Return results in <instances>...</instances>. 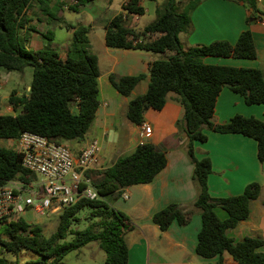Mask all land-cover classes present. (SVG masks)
Listing matches in <instances>:
<instances>
[{"label":"trees","instance_id":"trees-1","mask_svg":"<svg viewBox=\"0 0 264 264\" xmlns=\"http://www.w3.org/2000/svg\"><path fill=\"white\" fill-rule=\"evenodd\" d=\"M34 1L37 0H0V68L6 72H21L25 67L32 69L27 95L12 91L7 102L13 113L0 112V140L14 141L22 133L29 132L57 143L80 141L92 125L99 106L98 60L89 52V28L70 27L73 28L72 42L63 59L52 48L26 50L25 44L22 47L19 43L20 31L27 23L25 13ZM74 1L78 7L91 0ZM236 1L250 10L251 17L264 19L257 0ZM175 3L176 0H167L163 8H157L156 19L141 33L124 26V14H144L140 0H126L121 7L123 12L105 23L104 43L109 49L170 54L150 63L147 74L110 75L109 83L121 96L127 97L141 81L148 79L145 93L131 99L127 106L126 117L136 126L144 123L146 111H161L168 94H173L182 107L183 116L176 122V129L187 137L186 154L193 165L192 182L196 190L193 206L200 211L201 218L195 253L208 261L206 264H223L225 253L236 264H264V253L257 251L264 245L262 239L245 237L235 242L228 237L230 230L248 219L251 202L260 195V185L249 183L237 196L211 197L207 186L210 159H196L193 150L194 142L207 140L202 132L204 129L220 134H240L256 142L257 160L264 163V121L240 115L224 124L213 121L215 103L223 88L240 95L248 106L264 104L262 72L203 62L208 57L255 59L251 32L248 29L241 32L234 45L215 41L183 50L179 34L186 30L190 21L186 13L175 11ZM153 35H156L154 39H145ZM166 163L162 149L158 150L151 143L138 145L131 154L118 158L110 167L86 174L99 198L82 200L64 209L58 216L55 231L48 237L39 225L23 219L2 225L0 252L18 255L27 251L39 257L24 264H57L69 252L97 242L105 254L104 264H127L125 235L132 230V225L123 212L110 207L105 199L115 200L124 189L151 183ZM11 180L30 183L35 176L21 168V157L14 149L0 147V186ZM85 208L90 211L85 215L86 223L80 224L78 212ZM215 208L224 210L227 218L220 220ZM192 215L193 211L187 207L169 204L155 212L151 221L160 231H165L173 222L186 226ZM213 258L217 260L209 262ZM0 264L10 263L0 257Z\"/></svg>","mask_w":264,"mask_h":264},{"label":"crops","instance_id":"crops-1","mask_svg":"<svg viewBox=\"0 0 264 264\" xmlns=\"http://www.w3.org/2000/svg\"><path fill=\"white\" fill-rule=\"evenodd\" d=\"M180 1L182 3V0H176V3L179 5ZM112 2L108 0L109 4ZM125 2L126 0L119 2V10L113 16L123 12L121 7ZM256 4L258 9L264 12V0H257ZM42 5L43 0L32 2L25 13L27 23L20 31L23 39L31 32L30 41L25 42V49L31 52L47 47L44 40H51L53 37L48 28L51 25L48 20L52 19L53 22L57 20L49 12V8ZM82 7L84 6L76 7L74 1L67 9L79 10ZM183 13L189 16L190 21L186 30L180 33L185 43V47L181 44L183 50L215 41H226L234 45L240 33L248 29L256 49L255 59L208 57L203 62L210 65L258 69L264 76V19L251 17L250 10L236 0H187ZM94 15L95 19L87 22L85 26L89 28V32L93 31L96 25H101V29L104 30L105 23L113 17L107 18L105 13L100 12ZM124 16L125 22L130 23L126 27L134 29L137 33L142 32L145 26L142 28L136 26L139 16L131 14ZM56 25L70 30L71 33L73 31L70 25L64 23ZM51 26L55 28V24ZM155 37L156 35L146 36L145 39L152 40ZM103 48L102 57L96 55L99 70L97 79L99 106L94 121L82 140L61 143L77 155L88 143L96 141L103 169L113 165L118 158L131 154L142 143H151L162 149L167 163L154 180L149 184L124 189L121 196L112 203V208L123 212L132 225V230L125 235L128 249L127 264H206L208 261L195 253L201 218L200 211L193 206L196 190L192 182L193 165L186 154L187 137L176 129V122L183 116L182 107L175 101L174 95L168 94L161 111L157 113L146 111L143 120L152 127V133L141 140L140 126L132 124L127 119L126 112L129 101L145 93L148 79L141 81L127 97L121 96L108 79L110 75L122 77L147 74L150 63L170 54L109 49L106 46ZM67 50L66 48L58 53L60 58L65 57ZM29 86L30 84H25L23 92L13 91L17 95H27ZM0 112L13 113L7 100L0 101ZM235 115L264 121V104L248 106L244 104L240 95L223 88L215 103L213 121L216 124H224ZM202 132L207 140L204 143L194 142L193 150L196 159L204 157L210 159L211 173L207 178V186L211 197L240 195L245 186L252 182L258 183L261 187L259 197L251 202L248 219L230 230L228 237L235 242L245 237L260 238L264 242V163L260 164L257 160L256 142L240 134H220L206 129ZM109 138L111 142L108 143ZM123 195L127 197L124 198ZM169 204L187 207L193 211V215L186 226L173 222L167 230L160 231L158 226L152 223L151 217ZM214 212L220 220L227 218V213L221 208H215ZM257 251L264 253V245ZM222 258L223 264H236L226 253ZM216 260L217 258H213L209 262L214 263Z\"/></svg>","mask_w":264,"mask_h":264},{"label":"built area","instance_id":"built-area-1","mask_svg":"<svg viewBox=\"0 0 264 264\" xmlns=\"http://www.w3.org/2000/svg\"><path fill=\"white\" fill-rule=\"evenodd\" d=\"M151 133L150 125L140 126L141 140ZM12 143L21 157V168L32 173L35 180L30 183L11 180L0 186V226L22 219L26 212L37 216L60 215L82 200L99 198L86 176L103 169L96 141L88 143L77 155L65 144L29 132Z\"/></svg>","mask_w":264,"mask_h":264},{"label":"rangeland","instance_id":"rangeland-1","mask_svg":"<svg viewBox=\"0 0 264 264\" xmlns=\"http://www.w3.org/2000/svg\"><path fill=\"white\" fill-rule=\"evenodd\" d=\"M44 5L49 8V12L55 17L53 22L52 19L48 20V23L53 25L55 24V28L51 25L48 26L50 32L53 34L51 40L45 39L44 43L46 44V48H54L58 53H61L63 49H68L72 42V33L70 30H66L64 27H58L56 23H64L72 26L73 28H77L78 26H86L87 22H91L95 19L94 13H105L107 18L112 17L119 10V2L121 0H112L111 4L108 3V0H91L90 2H86L83 4L79 10L73 9L68 10L67 6H70L71 3L74 4L73 0H43ZM187 0H182L179 2V5L175 4V11L177 13H183L184 4ZM167 0H141V6L144 8V14L138 17V21L136 26L142 28L153 22L156 17L157 8H163L166 4ZM130 25L129 21L127 23L124 21V26ZM37 26V24H35ZM39 28V27H38ZM31 32L25 36L23 39L20 36L19 43L22 47H24L25 42L30 41ZM89 38V52L102 57L103 53V38H104V30L101 29V25H96V28L93 31H90L88 34ZM180 42L183 47H185L183 35H179ZM145 40V39H144ZM160 58H165L162 56ZM32 76L31 67H25L21 72H6L3 69H0V101L6 102L7 97L10 93L15 91L23 92V88L25 84H30ZM173 95V94H172ZM153 113H157L158 111H153ZM160 121H162V117H160ZM111 142V139H108V143ZM106 144L104 143V147ZM0 147L12 148L14 147L12 142H8L6 140H0ZM162 148V145H160ZM264 198V193H263ZM105 201L112 207V203L114 200L110 198H106ZM89 209L85 208L78 212V216H81L80 224H85V215L89 213ZM58 216L55 214H47L44 216H37L32 214L31 212H26L22 215V219L33 225H39L42 228V232L45 236L51 235L57 225ZM1 227V226H0ZM69 240V238L67 239ZM0 257H3L10 264H24L29 260H37L39 257L36 254L31 252L23 251L18 255H13L10 253H1ZM105 254L102 250L98 248L97 242H91L87 244L85 247L74 250L66 254L63 259L57 264H104Z\"/></svg>","mask_w":264,"mask_h":264},{"label":"water","instance_id":"water-1","mask_svg":"<svg viewBox=\"0 0 264 264\" xmlns=\"http://www.w3.org/2000/svg\"><path fill=\"white\" fill-rule=\"evenodd\" d=\"M157 148H158V150H160L159 147H157Z\"/></svg>","mask_w":264,"mask_h":264}]
</instances>
